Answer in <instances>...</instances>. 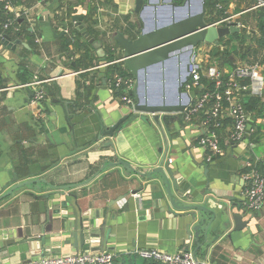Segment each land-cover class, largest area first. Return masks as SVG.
Instances as JSON below:
<instances>
[{
	"label": "crops",
	"instance_id": "crops-1",
	"mask_svg": "<svg viewBox=\"0 0 264 264\" xmlns=\"http://www.w3.org/2000/svg\"><path fill=\"white\" fill-rule=\"evenodd\" d=\"M68 2L16 0L5 9L12 19L1 28L10 26L9 33L1 32L10 39L9 46L0 36V245H6L8 253L0 264L79 252H110L114 264H135L142 252L152 250L192 255L197 244L191 211L171 207L159 176L140 177L122 166L108 165L82 184L106 162L118 161L139 173L168 162L177 181L171 195L178 207L215 209L225 204L245 210L244 229L233 231L230 226L218 237L217 230H209L206 242L201 232L202 246L195 252L199 264H264V203L254 212L243 206V162L253 158L264 162V108L256 120L253 142L228 144L226 127L223 155L211 163L198 144V127L181 116L166 126L150 116L128 115L129 121L112 137L102 135L104 125L111 126L125 115L126 108L108 84L110 68L118 66L122 51L113 45L115 60L97 62L96 50L86 44V57L69 58L65 48L73 17L82 16L81 25L101 42L103 54L117 33L127 38L141 21L134 13V0H82L71 16ZM231 9L230 5L229 13ZM15 20L18 27L12 25ZM103 80L106 88L100 86ZM37 89L44 98L33 103L29 91ZM33 180L41 182L4 197L18 183ZM73 205L99 224L105 222L101 247H72L64 216Z\"/></svg>",
	"mask_w": 264,
	"mask_h": 264
},
{
	"label": "water",
	"instance_id": "water-1",
	"mask_svg": "<svg viewBox=\"0 0 264 264\" xmlns=\"http://www.w3.org/2000/svg\"><path fill=\"white\" fill-rule=\"evenodd\" d=\"M152 1L162 2L166 5V13L159 16L156 9L150 10L149 4ZM206 2L207 0H184L181 5H177L173 0H134V13L142 24L140 33L133 40L125 38L122 33H117L114 36V42L122 51L120 59L122 66L134 79L130 94L134 101L133 109L136 115L150 116L154 123H163L166 126L175 121L200 91V89L190 92L183 90L184 84L190 79L191 72L195 68V49L200 44L215 45L219 40L239 32L235 26L210 27L205 22ZM185 8L186 12L177 15L178 11ZM158 17H163L164 21L157 23ZM73 22L74 30L96 50L97 58L101 59L104 56L101 43L95 41L81 25L82 16H74ZM64 28H66L65 25ZM63 34L64 31L57 37L60 38ZM2 38L3 44L9 46L10 39L6 35H3ZM100 86L106 88V81L103 80ZM33 95L34 93L29 91V96ZM124 113L123 119L121 118L115 124L104 125L105 129L102 131V135L112 137L116 131L120 130L129 121V110L126 109ZM135 116L132 115V119ZM143 118L145 121H149L145 117ZM108 165L122 166L125 170L134 172L140 177L159 176L171 207L191 211L192 232L197 244L192 253L195 263H198L195 252L202 246L198 243L201 232L203 240L206 242L209 230H217L215 235L218 237L220 231H224L230 226L233 231H240L247 225V221L242 220L245 210L240 212L238 206H234L236 212H233L234 207H228L225 204H218L215 209H208L200 205L180 207L175 205L171 195V186L174 190L177 189V181L173 177L168 162L163 167L148 173H139L124 161L106 162L97 173L82 184H87ZM40 182V180H33L18 183L4 197L16 189ZM63 188L68 189V187ZM137 192H133L131 195L134 196ZM126 196H122L121 199ZM2 199L3 197L0 198V201ZM160 199H155V202L159 204ZM70 208V213H66L64 218L66 219L65 227L72 239V247L77 250L84 246H88L89 249L101 247L104 243L102 232L105 222L102 221L99 224L98 220L90 217L88 213L82 212L76 205ZM6 247V245H0V260L8 253Z\"/></svg>",
	"mask_w": 264,
	"mask_h": 264
},
{
	"label": "built area",
	"instance_id": "built-area-1",
	"mask_svg": "<svg viewBox=\"0 0 264 264\" xmlns=\"http://www.w3.org/2000/svg\"><path fill=\"white\" fill-rule=\"evenodd\" d=\"M13 0H0L6 9L11 8ZM212 16L215 20L210 22V27L235 26L242 30H250L253 35L259 36L256 27L245 25L241 21L242 15L264 10V0H242L248 5L237 13H229L228 7L235 0H212ZM222 13V15L220 14ZM220 14V17H216ZM238 32V33H239ZM227 38V37H225ZM223 38V39H225ZM208 57L206 63L195 62V68L191 72L190 79L184 84V91L190 92L200 89L195 99L178 116L187 123L195 124L201 135L198 144L207 152L206 162L211 163L215 158L223 155L221 139L217 130L227 124V143L242 144L250 140L256 133V112L246 110L243 100L247 97L264 101V48L255 56H248L244 60L230 64L229 69H224L216 63H211V52L214 49L223 51L224 44H204ZM210 60V61H209ZM120 62V60H118ZM201 77L212 83L213 89L208 86H200ZM111 90L123 89L124 93H130L134 80L123 79L113 75L109 81ZM44 94L41 90L34 91L33 103L41 102ZM122 105L129 110L130 115H135L134 101L127 95L119 98ZM228 122V123H227ZM225 142V138H222ZM260 165V167H258ZM245 170L244 202L243 206L248 211H259L264 203V162L260 159H247L243 162ZM145 260L157 261L160 264H199L195 263L190 253L168 255L157 251H145L141 253ZM114 257L110 252H79L76 254L28 261L23 264H113Z\"/></svg>",
	"mask_w": 264,
	"mask_h": 264
},
{
	"label": "trees",
	"instance_id": "trees-1",
	"mask_svg": "<svg viewBox=\"0 0 264 264\" xmlns=\"http://www.w3.org/2000/svg\"><path fill=\"white\" fill-rule=\"evenodd\" d=\"M68 1H69L67 3L69 5L68 11L71 12L70 13V16H71V14H74L76 12L74 8L75 7L77 8V6L79 4H81L82 0H68ZM173 1L175 4L181 5L184 0H173ZM108 2H109V0H108ZM11 4L12 5L16 4V0H13ZM5 9L6 8L4 7V5L2 3H0V14H1V18H2L0 20V34H1V32H4L5 34L9 33V30H10V26H8L9 30L3 31L1 29V28H3V26L5 24H7L10 21V19H12L10 17V14ZM92 11L94 12L93 7H92ZM212 12H213V1L207 0V2H206V15H205V22L207 24H209L210 22L215 20L212 16ZM220 14L222 15V13H220ZM220 14H218L216 19L218 17H220ZM245 16L248 17V20L244 21V19L241 17V21L245 25H248V26L250 24L254 25V27H256V29L259 33V36L253 35L252 31H250V30H247V31L241 30L239 33H233V34L229 35L228 38L219 40L218 43L224 44L226 48L223 51H220L217 48L214 49V51L211 52V58L219 59L220 64H228L229 65V64L237 61L236 59H238V58L240 60H244L248 56H252V55L255 56L256 54H258L259 50L264 48V10L256 11L253 13H248ZM12 25H14L15 27L16 26L18 27L19 26L18 20H15ZM133 27H135V33L132 35H129L127 37V39H129V40H133L139 35L142 24H141V22H138ZM4 33H2V34H4ZM88 33L92 34L91 30H88ZM2 34L0 36H2ZM20 34H21V32L18 31L17 36H20ZM70 35L71 36L68 38L66 48H65V51L68 52V57L72 58L75 54H80L81 58L86 57L88 54V51L85 48V45L89 44V43L87 41H85V39L83 40L82 37H80V34L77 31H75L74 28L72 29L71 27H70ZM112 42H113L112 45H110V44L108 45V47H107L108 50L105 51L104 56L101 59L95 58L97 60V62L102 61L105 63H110L113 60H115L116 56L114 55V50L111 46H113V45H114L113 47H119V46L114 42V40H112ZM70 47H72V49H70ZM101 48H102V44H101ZM120 59H121V57H120ZM114 65H112V67L110 68V70H111L110 80H112V77L115 74L118 75L119 77L123 78V79L134 80L132 75L122 66L121 62L118 64V66H116V65L114 66ZM199 83H200L199 84L200 86H203V87L208 86L209 89H213L212 83L207 81L204 77H201ZM183 90H184V88H183ZM112 94H113V97H115V98H120L124 94L132 98L131 94L128 92L124 93L123 89H118V90L113 89ZM243 102H244L246 110H248L250 113L256 112L255 116H259L262 109L264 108L263 103H261V101L259 99H256V98L247 97L243 100ZM226 126H227V124L225 122H223V126L217 130V133L219 134L220 139H221L222 146H223L222 138L224 137V135H223L224 133L222 134V132L226 128ZM256 135H257V133L254 134V136H256ZM254 136L251 138L252 142H253V138H255ZM258 167H260V165ZM144 264H160V263L157 261H153V260H146V262Z\"/></svg>",
	"mask_w": 264,
	"mask_h": 264
},
{
	"label": "rangeland",
	"instance_id": "rangeland-1",
	"mask_svg": "<svg viewBox=\"0 0 264 264\" xmlns=\"http://www.w3.org/2000/svg\"><path fill=\"white\" fill-rule=\"evenodd\" d=\"M247 5H248V4H246V3H244V4L242 5V4L238 3V1L236 0V2L233 3V7H232V9H231L230 11H231V13H237V12L241 11L243 8H245ZM241 6H242V7H241ZM149 8H150V10H152V11H153L154 9H156V11H157V13L159 14V16H160V15H164V14L166 13V5H164L162 2L159 3V2H157V1H152V2H150V4H149ZM184 12H186V8L183 9V10L178 11V12H177V15H180V14H182V13H184ZM242 18L244 19V21H247V20H248V17H246V16H243ZM162 21H164L163 17H158V18H157V23L162 22ZM228 37H229V36H227V38H228ZM203 48H205V45H204V44H200V45L195 49V52H196L195 62L202 61V62L206 63V61H208V57H206V56H207L206 51L203 50ZM210 57H211V55H210ZM210 60H211V63H212V64H213V63H216L218 66H221V65H222V64L219 63V61H220L219 59L211 58ZM210 60H209V61H210ZM236 60L239 61L240 59L238 58V59H236ZM225 66H226V65H225ZM144 261H145V259H144L143 257H141V258H139V259L137 260V262H136L135 264H143Z\"/></svg>",
	"mask_w": 264,
	"mask_h": 264
}]
</instances>
